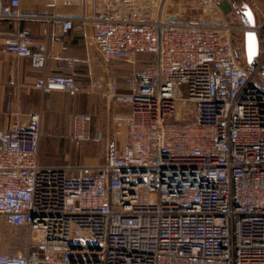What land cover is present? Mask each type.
Returning a JSON list of instances; mask_svg holds the SVG:
<instances>
[{
    "label": "built area",
    "instance_id": "obj_1",
    "mask_svg": "<svg viewBox=\"0 0 264 264\" xmlns=\"http://www.w3.org/2000/svg\"><path fill=\"white\" fill-rule=\"evenodd\" d=\"M167 2L79 0L75 14L45 16L63 36L89 27L105 64L139 68L123 90L105 79L101 93L126 108L115 135L90 134V114L72 117L68 141L102 144L100 164L42 163L40 113L21 122L13 112L0 129V215L27 232L23 251L0 252V264H264V13L253 66L232 36L246 27L229 10L201 25L167 14ZM19 7L0 0V19L21 16ZM4 45L45 68L46 43L26 31ZM33 87L93 92L61 73L42 72Z\"/></svg>",
    "mask_w": 264,
    "mask_h": 264
},
{
    "label": "crops",
    "instance_id": "obj_2",
    "mask_svg": "<svg viewBox=\"0 0 264 264\" xmlns=\"http://www.w3.org/2000/svg\"><path fill=\"white\" fill-rule=\"evenodd\" d=\"M78 10L79 0H20L18 13L21 16L0 19V129L11 125L13 112L19 113L21 122H26L32 113H40L41 162L47 165L76 164L73 163L72 152L64 150L62 141L69 142L67 137L72 128L73 115L90 114V134L95 127H100L109 136L114 133L115 116L126 110L114 99H104L101 95L107 90L105 79H115V70L105 64L95 49L90 28H75L63 36L58 23L45 18L51 14L72 15ZM18 30L26 31L37 42L46 43L48 56L43 71L33 69L28 59L6 51L4 40ZM42 72L73 74L83 90L91 89L93 92L76 95L60 91L41 93L33 85ZM129 82L123 77L116 78L121 90L127 88ZM125 133V127L121 126L119 134H116L120 143L124 142ZM90 144L93 143L78 145L81 164H100L102 156Z\"/></svg>",
    "mask_w": 264,
    "mask_h": 264
},
{
    "label": "rangeland",
    "instance_id": "obj_3",
    "mask_svg": "<svg viewBox=\"0 0 264 264\" xmlns=\"http://www.w3.org/2000/svg\"><path fill=\"white\" fill-rule=\"evenodd\" d=\"M183 1V2H182ZM220 6L218 9L203 11L200 6L193 0H168L166 6V12L169 15H174L177 20L189 19L190 21L199 22L201 25H207V19L215 21V25L219 24L223 20V15L227 10L230 11L229 21L232 24L239 23L240 17L236 13L238 9H244L249 7L252 9L255 15V19L259 20L261 14L264 13V0H219ZM177 7V9H176ZM184 8V9H183ZM211 13V14H210ZM209 17V18H208ZM201 18V19H200ZM239 19V20H238ZM205 20V21H204ZM242 22V21H241ZM233 40L236 46L244 48L243 36L244 34L240 30H234L232 32ZM107 65V64H106ZM108 65L115 70V78L123 77L126 82L130 81L132 71L139 68L137 63H127L123 61H112ZM114 79V78H113ZM128 84V83H127ZM123 90V89H122ZM105 92V91H104ZM104 99L107 98L106 94H102ZM192 116V107L189 106L187 112V118ZM171 122V121H170ZM64 142V150L72 152L73 163L81 164V157H79L78 145L71 144L62 139ZM93 143V142H88ZM82 143V144H88ZM94 148H97V154L103 156V145L98 143L90 144ZM41 157V152H40ZM95 165V164H94ZM27 232L22 228L9 226L5 223L4 218L0 215V252L10 253L11 251L23 250L26 241Z\"/></svg>",
    "mask_w": 264,
    "mask_h": 264
},
{
    "label": "water",
    "instance_id": "obj_4",
    "mask_svg": "<svg viewBox=\"0 0 264 264\" xmlns=\"http://www.w3.org/2000/svg\"><path fill=\"white\" fill-rule=\"evenodd\" d=\"M236 13L239 15L242 23L246 27L244 30V53L247 63L255 65L254 58L258 54V38L253 30L255 26V15L251 8L245 7L238 9Z\"/></svg>",
    "mask_w": 264,
    "mask_h": 264
},
{
    "label": "bare ground",
    "instance_id": "obj_5",
    "mask_svg": "<svg viewBox=\"0 0 264 264\" xmlns=\"http://www.w3.org/2000/svg\"><path fill=\"white\" fill-rule=\"evenodd\" d=\"M181 1V0H180ZM183 2V1H182ZM176 9H177V7H176ZM184 9V8H183ZM211 14V13H210ZM209 18V17H208Z\"/></svg>",
    "mask_w": 264,
    "mask_h": 264
}]
</instances>
